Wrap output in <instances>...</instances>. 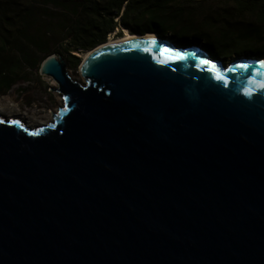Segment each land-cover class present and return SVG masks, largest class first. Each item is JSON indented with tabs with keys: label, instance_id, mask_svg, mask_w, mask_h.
<instances>
[{
	"label": "water",
	"instance_id": "obj_1",
	"mask_svg": "<svg viewBox=\"0 0 264 264\" xmlns=\"http://www.w3.org/2000/svg\"><path fill=\"white\" fill-rule=\"evenodd\" d=\"M155 35L91 49L84 84L46 57L50 123L0 113V264H264V56Z\"/></svg>",
	"mask_w": 264,
	"mask_h": 264
},
{
	"label": "trees",
	"instance_id": "obj_2",
	"mask_svg": "<svg viewBox=\"0 0 264 264\" xmlns=\"http://www.w3.org/2000/svg\"><path fill=\"white\" fill-rule=\"evenodd\" d=\"M232 16L202 14L195 0H0V90L28 81L53 45L69 58L105 42L119 26L131 34L173 35L179 45L203 41L213 57L264 56V0H227ZM237 17V19H236ZM40 20V24H39Z\"/></svg>",
	"mask_w": 264,
	"mask_h": 264
},
{
	"label": "rangeland",
	"instance_id": "obj_3",
	"mask_svg": "<svg viewBox=\"0 0 264 264\" xmlns=\"http://www.w3.org/2000/svg\"><path fill=\"white\" fill-rule=\"evenodd\" d=\"M13 8L16 7L15 3H24L26 0H7ZM201 1L202 14H216L220 13L222 16H232L229 12L231 7L227 3V0H195ZM237 19V17H236ZM39 20V24H40ZM123 27L119 26L112 33L108 34L106 40L109 38H119L123 34ZM127 30V29H126ZM128 31V30H127ZM129 32V31H128ZM154 34L153 31L147 30L144 33H133V34ZM156 34V33H155ZM154 34V35H155ZM158 35V34H157ZM156 36V35H155ZM159 36V35H158ZM162 38L169 40L172 44L177 46H190L194 45L204 50V42H195L189 39L185 45H179L176 38L172 34L167 33ZM65 45H53L49 54L45 55L44 58L49 55L60 57L66 66L67 75L73 80L80 84H84L85 81L82 78L79 67L83 60V56L89 51L77 50L72 53L74 57L78 59L77 64L74 66V60L69 58L68 54L64 51ZM205 51V50H204ZM206 52V51H205ZM211 56V55H210ZM238 56H249L248 54H240ZM232 55L228 58L213 57V59L223 60L224 63H229L233 58L238 57ZM263 56V55H262ZM28 81H19L14 84L8 91L0 90V113L8 119H19L22 123L29 126L32 129L39 128L38 123L51 122L52 115L56 114L57 110L62 107L60 100L63 104L62 94L57 90V84L50 78L39 74V67L35 70H26ZM61 105V106H60ZM55 112V113H54ZM48 124V123H46ZM45 125V124H44ZM43 126V125H42Z\"/></svg>",
	"mask_w": 264,
	"mask_h": 264
},
{
	"label": "bare ground",
	"instance_id": "obj_4",
	"mask_svg": "<svg viewBox=\"0 0 264 264\" xmlns=\"http://www.w3.org/2000/svg\"><path fill=\"white\" fill-rule=\"evenodd\" d=\"M122 32H123V34H122L121 37H119V38H109V39H107V41H105L103 44L98 45V47H97L96 49L101 48V47H106V46L116 45V44H119V43H124V42H126V41H130V40H134V39L155 38V37H156V36H155L154 34H152V33H150V34H145V36H140V35H136V34H131V33L128 32L126 29H123ZM165 40H167V39H165ZM167 41H168V40H167ZM92 51H94V50H89V51L83 56V60H84L87 56H89V55L92 53ZM60 104L62 105L61 100H60ZM61 105H60V106H61ZM54 113H55V112H54ZM46 123H49V122L46 121ZM46 123H38L37 126L42 127V125H44V124H46ZM28 127H29V126H28ZM29 128H30V127H29ZM30 129H32V128H30ZM35 129H36V128H35Z\"/></svg>",
	"mask_w": 264,
	"mask_h": 264
},
{
	"label": "snow or ice",
	"instance_id": "obj_5",
	"mask_svg": "<svg viewBox=\"0 0 264 264\" xmlns=\"http://www.w3.org/2000/svg\"><path fill=\"white\" fill-rule=\"evenodd\" d=\"M145 51H149V49L146 48ZM168 52H169V49L163 48V49L160 50V55L159 56H154L153 59H155L156 62L159 63V64H168L170 62V60L167 59V58H164L165 54L168 53ZM176 59L183 60L184 57L179 55V54H177ZM237 67L247 69L248 66L245 65V64H241V65H237ZM216 79L217 80H224L225 78L223 76L217 74L216 75ZM250 83L256 84L257 82L254 81V80H250ZM257 87H258L259 90H264V81H260L258 83ZM244 95L245 96H251L252 95V91L251 90H245ZM3 122H4L3 120H0V123H3ZM12 123H19V122L18 121H13Z\"/></svg>",
	"mask_w": 264,
	"mask_h": 264
}]
</instances>
